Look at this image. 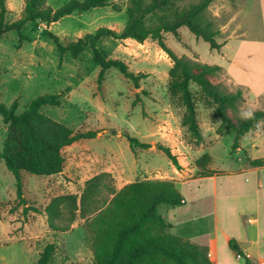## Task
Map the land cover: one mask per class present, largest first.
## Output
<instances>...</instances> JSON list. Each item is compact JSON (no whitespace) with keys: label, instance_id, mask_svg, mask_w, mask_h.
I'll return each mask as SVG.
<instances>
[{"label":"rangeland","instance_id":"rangeland-1","mask_svg":"<svg viewBox=\"0 0 264 264\" xmlns=\"http://www.w3.org/2000/svg\"><path fill=\"white\" fill-rule=\"evenodd\" d=\"M69 1L48 0L47 5L55 10ZM198 1L184 0L179 4ZM261 1L215 0L208 7L206 17L218 31L217 42L223 44L219 51L211 50L186 28L179 30V39L167 34L164 42L177 56L221 66L219 81L229 92L239 87L227 71L235 50L236 62L231 63L230 71L235 80L260 85L262 80L254 77L253 70L264 71V57L260 56L264 53ZM5 2L7 20L19 19L25 0ZM110 2L111 6L75 12L49 25L28 23L20 32L21 40L17 32H9L0 39V104L10 107L16 101V113L21 114L36 97L61 95L59 106H44L41 113L74 133H97L96 138L83 139L61 150L65 160L61 174L45 177L21 173L26 205L18 204L15 178L0 158V264H36L48 244L55 245L51 264H93L83 221L78 219L67 233H54L49 230L43 212L53 197L75 191L80 195L82 182L102 172L112 175L117 189L137 180H173L186 204L159 207V214L170 225L165 233L205 242L214 230L216 215L220 224L233 221L235 209L223 206L215 195L235 190V186L228 181L230 176H222L219 181L197 179L200 176L195 161L208 154L212 161L207 169L235 175L242 167H249L248 159L264 157V138L257 139V148L251 147L256 135H264V120L255 133L240 139L239 149L232 151L234 132L225 129L216 134L221 119L214 113L215 105L191 84L196 120L203 137L202 145L196 146L183 123L182 95L170 91V84L179 78L172 73L173 63L157 42L104 38L97 44L106 59L120 60L130 72L142 76L139 89L116 69L108 70L99 86L100 67L94 63L90 48L76 59L67 52L59 53L49 34L65 45L94 34L99 28L121 33L127 20L128 0ZM242 88L244 101L236 113L237 120L244 119L243 113L264 111V94L255 99ZM127 136L152 147L133 151ZM7 138L8 125L0 115V151ZM156 145L169 147L182 170L177 171ZM24 207L36 208L39 213L29 209L24 214Z\"/></svg>","mask_w":264,"mask_h":264},{"label":"trees","instance_id":"trees-1","mask_svg":"<svg viewBox=\"0 0 264 264\" xmlns=\"http://www.w3.org/2000/svg\"><path fill=\"white\" fill-rule=\"evenodd\" d=\"M48 0H25L19 19L7 20L8 9L5 0H0V39L9 32H17L32 22L51 24L75 12L83 13L96 8L111 6L110 0H71L57 9L47 5ZM184 0H128L125 13L126 24L121 33L107 28H99L94 34H87L74 42L62 44L53 34L60 54L69 53L76 59L86 49L93 53V61L100 67L98 85L101 86L105 73L116 69L131 80L139 89L140 74L129 71L120 60L106 59L97 44L101 39L133 40L143 43L148 39L157 42L173 63L172 73L179 81L170 84L171 92H180L185 116L183 123L200 146L203 137L196 120L195 104L190 85L195 84L202 95L210 99L214 113L221 119L216 130L234 132L232 151L240 147V139L246 134L255 133L258 124L264 120V111H256L251 118L237 120L236 113L244 101L243 88L227 91L219 81L223 69L219 65H209L177 56L169 49L164 37L167 34L179 39V30L186 28L196 39H201L211 50L219 51L223 44L217 42L218 31L212 20L206 17V10L215 0H199L196 3L180 6ZM113 7L115 9L117 6ZM120 11V10H119ZM61 95H42L33 99L27 109L17 114L16 101L10 107L0 104V115L8 125V138L0 151V158L15 178L16 198L19 205H26L22 172L36 176H55L63 172L64 157L61 150L83 139L97 137L95 132H78L41 113L44 106L56 107L61 104ZM116 134V132H113ZM133 151L136 148L149 149L152 146L127 136ZM173 163L177 171L182 168L177 158L166 146L156 145ZM252 168L264 167V158L248 159ZM211 157L204 154L195 161L200 177H211L215 172L207 169ZM185 199L173 180H137L118 190L110 173L102 172L86 180L78 194H61L53 197L44 208V215L51 232L67 233L78 220L89 236L93 253V264H212L208 249L180 236L165 233L170 225L159 214L161 205L181 207ZM31 209L24 207L26 214ZM228 246L245 264H253L242 252L236 240L230 239ZM55 245L48 244L39 254L36 264H51Z\"/></svg>","mask_w":264,"mask_h":264},{"label":"crops","instance_id":"crops-1","mask_svg":"<svg viewBox=\"0 0 264 264\" xmlns=\"http://www.w3.org/2000/svg\"><path fill=\"white\" fill-rule=\"evenodd\" d=\"M261 3H263L262 8L264 9V0H262ZM233 44L235 45L234 41ZM234 53L235 50L233 52L231 63L236 62ZM260 56L264 57V53ZM231 63L229 64L227 71L237 86L246 88L250 95H252V98L255 99L264 94V71L253 70L254 77L262 80L260 85L256 86L252 85L253 83H247L242 79L235 80L230 72ZM254 90H256L255 94L252 93ZM255 137L254 142L251 144L252 148H257V139L264 138V135H256ZM209 170L215 172V174L211 177H200L197 179L211 178L212 181H219L222 176L231 177L228 181L235 186V190L233 188L232 191L220 193V195L217 194L215 195V199L219 200L218 202L223 204V206H226V208L233 207L235 209L233 221L231 223L225 222L224 224L222 222L220 224L217 219L218 216L216 215L217 222L214 230L212 233L208 234V240L205 242H200L197 239H188L183 236L180 237L207 248L212 264H245V260L237 257L230 250L228 246L230 239L236 240L242 252L250 258L253 264H264V167H242V170L235 175H228L212 169ZM83 185L84 182H82V187ZM74 193L77 194L76 191Z\"/></svg>","mask_w":264,"mask_h":264},{"label":"clouds","instance_id":"clouds-1","mask_svg":"<svg viewBox=\"0 0 264 264\" xmlns=\"http://www.w3.org/2000/svg\"><path fill=\"white\" fill-rule=\"evenodd\" d=\"M252 113L251 112H246V113H243V116H244V118H251L252 117Z\"/></svg>","mask_w":264,"mask_h":264}]
</instances>
